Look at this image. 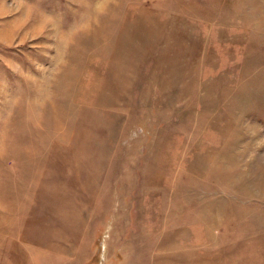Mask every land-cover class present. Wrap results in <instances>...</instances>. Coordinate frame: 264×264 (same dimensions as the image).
<instances>
[{
  "label": "rangeland",
  "instance_id": "rangeland-1",
  "mask_svg": "<svg viewBox=\"0 0 264 264\" xmlns=\"http://www.w3.org/2000/svg\"><path fill=\"white\" fill-rule=\"evenodd\" d=\"M0 264H264V0H0Z\"/></svg>",
  "mask_w": 264,
  "mask_h": 264
}]
</instances>
